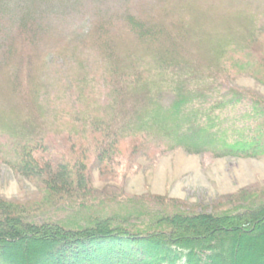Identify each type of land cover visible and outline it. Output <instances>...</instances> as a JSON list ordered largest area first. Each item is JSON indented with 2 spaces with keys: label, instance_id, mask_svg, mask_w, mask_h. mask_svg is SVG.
I'll return each instance as SVG.
<instances>
[{
  "label": "trees",
  "instance_id": "16d2710c",
  "mask_svg": "<svg viewBox=\"0 0 264 264\" xmlns=\"http://www.w3.org/2000/svg\"><path fill=\"white\" fill-rule=\"evenodd\" d=\"M84 1L0 0V160L47 182L33 205L0 198V264H264V188L212 211L129 199L108 212L76 200L86 172L52 141L96 164L178 148L264 157V99L227 80L264 84V0L135 2L57 34L51 20Z\"/></svg>",
  "mask_w": 264,
  "mask_h": 264
},
{
  "label": "rangeland",
  "instance_id": "374dc122",
  "mask_svg": "<svg viewBox=\"0 0 264 264\" xmlns=\"http://www.w3.org/2000/svg\"><path fill=\"white\" fill-rule=\"evenodd\" d=\"M150 1L85 0L66 15L51 20L50 24L64 37L87 33L95 17L113 20L133 3L143 2L140 4L144 7ZM227 80L264 99V84L252 76L241 74ZM52 141L63 150L66 160L86 172L89 188H80L81 196L76 200L94 202L108 212L126 213L129 199L155 205L173 203L184 210L212 211L221 202L226 205L225 202L244 193L264 188V157H213L178 148L168 152L126 153L96 164L97 158L91 151H86L88 157L80 161L76 154L81 147L79 143L73 146V140L59 135H53ZM48 159L42 157V160ZM45 174L46 170L38 176L27 175L0 160V198L22 205L40 202L45 196ZM55 213L64 214L59 211L51 215L56 216Z\"/></svg>",
  "mask_w": 264,
  "mask_h": 264
}]
</instances>
